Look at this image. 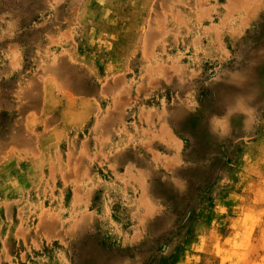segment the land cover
<instances>
[{"label": "rangeland", "instance_id": "obj_1", "mask_svg": "<svg viewBox=\"0 0 264 264\" xmlns=\"http://www.w3.org/2000/svg\"><path fill=\"white\" fill-rule=\"evenodd\" d=\"M118 259L264 264V0H0V264Z\"/></svg>", "mask_w": 264, "mask_h": 264}, {"label": "bare ground", "instance_id": "obj_2", "mask_svg": "<svg viewBox=\"0 0 264 264\" xmlns=\"http://www.w3.org/2000/svg\"><path fill=\"white\" fill-rule=\"evenodd\" d=\"M255 14V13H254ZM245 84V83H244ZM243 85V84H242ZM244 90V89H243ZM249 99V98H247ZM248 101V100H247ZM22 113L26 112V107H22L20 109ZM14 134V133H13ZM15 141V138L14 136H11L8 140H5V142L3 141L4 144H8V143H11V142H14ZM2 143V144H3ZM22 144H25L24 141H22ZM12 153H16L15 149L12 150ZM82 155L85 156L86 155V152L83 151L82 152ZM19 158H22L23 157V154L20 153L18 155ZM95 160H97L95 158ZM69 162V160H67ZM81 172H84L83 168L80 167V165H68L66 170H64V172L61 174V181L63 183V186L64 188H70V190H72L73 193H75L77 191V188H78V185L80 184L79 183V178H78V175L81 173ZM54 174L53 173H49V177H53ZM139 225V224H138ZM55 228H53L54 230ZM142 229V228H141Z\"/></svg>", "mask_w": 264, "mask_h": 264}, {"label": "clouds", "instance_id": "obj_3", "mask_svg": "<svg viewBox=\"0 0 264 264\" xmlns=\"http://www.w3.org/2000/svg\"><path fill=\"white\" fill-rule=\"evenodd\" d=\"M233 112L227 111L223 116L213 117L211 131L219 136L226 135L230 129L229 118Z\"/></svg>", "mask_w": 264, "mask_h": 264}, {"label": "crops", "instance_id": "obj_4", "mask_svg": "<svg viewBox=\"0 0 264 264\" xmlns=\"http://www.w3.org/2000/svg\"><path fill=\"white\" fill-rule=\"evenodd\" d=\"M25 158V157H24ZM23 158V159H24ZM22 159V160H23ZM12 161H13V159H12ZM14 161H21V160H19V159H15ZM29 162V161H28ZM166 179H169V176L166 178ZM169 181V180H168ZM171 181V180H170ZM171 183V182H170ZM171 189V188H170ZM172 190L174 191V187L172 188ZM156 214H158V212L156 213ZM147 222V221H146ZM117 255H119V254H117ZM114 264H133L132 263V261L131 260H125V259H118L117 261H115V263Z\"/></svg>", "mask_w": 264, "mask_h": 264}]
</instances>
